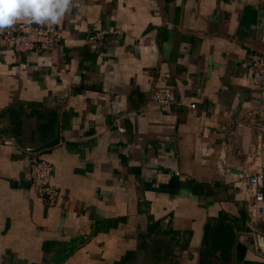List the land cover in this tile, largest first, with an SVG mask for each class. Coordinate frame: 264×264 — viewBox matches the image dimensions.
Listing matches in <instances>:
<instances>
[{
  "label": "crops",
  "instance_id": "1",
  "mask_svg": "<svg viewBox=\"0 0 264 264\" xmlns=\"http://www.w3.org/2000/svg\"><path fill=\"white\" fill-rule=\"evenodd\" d=\"M55 26L47 52L0 40V264H54L76 237L62 264H264L235 186L264 171V0H73ZM164 87L169 113L151 101Z\"/></svg>",
  "mask_w": 264,
  "mask_h": 264
},
{
  "label": "built area",
  "instance_id": "2",
  "mask_svg": "<svg viewBox=\"0 0 264 264\" xmlns=\"http://www.w3.org/2000/svg\"><path fill=\"white\" fill-rule=\"evenodd\" d=\"M63 39L62 29L55 25L40 27L19 23L11 29L0 32L2 45L20 54L58 49L62 45ZM251 66L253 84L260 89L261 96L264 98V52L258 51L253 55ZM151 101L166 113L171 112L175 105H182L181 102H176L172 90L166 87L157 89ZM188 107L191 110L197 108L196 104H191ZM256 117L257 112H254L249 123L255 122ZM9 143L7 140H0V145ZM261 149L262 143L260 142L257 152ZM30 164L33 190L48 206H54L59 199L60 191L53 184V167L46 160L39 158H34ZM235 186L244 195L248 223L252 227L259 252L264 254V231L262 229V224H264V171L257 169L247 173L245 178Z\"/></svg>",
  "mask_w": 264,
  "mask_h": 264
},
{
  "label": "clouds",
  "instance_id": "3",
  "mask_svg": "<svg viewBox=\"0 0 264 264\" xmlns=\"http://www.w3.org/2000/svg\"><path fill=\"white\" fill-rule=\"evenodd\" d=\"M73 0H0V32L18 22L52 27L62 22Z\"/></svg>",
  "mask_w": 264,
  "mask_h": 264
},
{
  "label": "water",
  "instance_id": "4",
  "mask_svg": "<svg viewBox=\"0 0 264 264\" xmlns=\"http://www.w3.org/2000/svg\"><path fill=\"white\" fill-rule=\"evenodd\" d=\"M2 139L15 140L18 142V144L20 146H22L23 148H26V146L23 143L22 138H20L16 135L4 136V137H2ZM59 141H60V134L58 132V134L55 136V138H53L50 142H47L44 145H42L36 149H31L30 151H32V152L42 151L44 149L56 146L59 143ZM84 243H85L84 237L83 238L82 237L73 238L71 241H69L67 243L66 247L64 248L62 253L57 257L54 264H62L68 257H70L74 253V251L76 250V248L78 246H80Z\"/></svg>",
  "mask_w": 264,
  "mask_h": 264
}]
</instances>
